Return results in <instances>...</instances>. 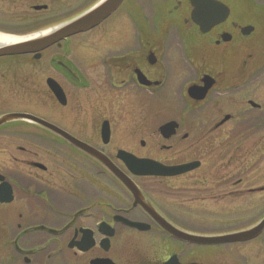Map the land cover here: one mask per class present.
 <instances>
[{
  "label": "flooded vegetation",
  "instance_id": "obj_1",
  "mask_svg": "<svg viewBox=\"0 0 264 264\" xmlns=\"http://www.w3.org/2000/svg\"><path fill=\"white\" fill-rule=\"evenodd\" d=\"M220 1L230 8L228 18L203 32L189 0H122L99 25L46 48L40 58L16 56L42 60L36 72L17 79L0 71V116L31 113L94 147L136 183L149 206L136 204L110 169L69 138L34 122H6L0 125V264H264V231L248 241L215 244L176 234L225 236L257 222L253 214L242 228L204 230V181L211 171L198 157L173 156L183 142L188 145L182 154L203 151L205 157L218 149L221 157L236 158L247 138L233 137L235 129H250L254 153L264 156V100H257L264 95V0H241L238 8ZM204 76L215 82L204 99L195 100L188 90L203 86ZM17 86L42 94L45 113L13 107ZM241 95L248 97L245 104ZM150 99L176 112L157 127L156 139L173 158L139 154L128 144L129 120L141 123ZM6 102L12 110L1 112ZM169 121L177 127L167 137L160 127ZM138 143L147 147L144 139ZM120 150L166 166L201 165L178 175H138ZM250 180L242 189L236 187L244 178L228 183L223 197H249L255 206L264 175ZM232 210L228 214L235 215ZM195 211L201 220L190 217ZM236 212L249 214L246 208Z\"/></svg>",
  "mask_w": 264,
  "mask_h": 264
},
{
  "label": "rangeland",
  "instance_id": "obj_2",
  "mask_svg": "<svg viewBox=\"0 0 264 264\" xmlns=\"http://www.w3.org/2000/svg\"><path fill=\"white\" fill-rule=\"evenodd\" d=\"M94 1V2H93ZM229 3L233 8H238L241 0H224ZM243 1V0H242ZM95 3L96 0H0V33L20 36L35 30L45 29L55 24L62 23L68 19L75 16L77 12L85 10L83 5H88L89 3ZM92 3V4H93ZM91 4V6H92ZM34 5H47V9H33ZM94 5V4H93ZM89 5V8L91 7ZM85 7V6H84ZM81 8V10H80ZM79 9V10H78ZM49 53L44 54V58L48 57ZM42 60H34L33 58H16V56H4L0 59V71L2 73H11L17 79L23 78L28 73H34L37 71V68L42 64ZM199 64V63H195ZM24 85L23 81L20 82ZM19 85V84H18ZM20 86H17V93L15 97L14 106L15 108H25L30 107L32 111L37 112V114H44V106H42L43 95L35 92L33 89L28 91L26 94L24 91L20 90ZM264 90V87H262ZM247 96H239V101L246 102ZM13 97H10V101ZM264 100V95L260 94L257 97V100ZM159 100V99H158ZM259 102H262L260 101ZM240 103V102H239ZM150 108H145L142 113L140 120L142 122H131L129 120L130 128L139 130L138 133H133V128L130 130V147H133L136 152L139 154H148L159 159L173 158L166 154L164 151H160L159 147L161 141L157 145L158 132L157 127L164 121L169 120L175 116L176 112L172 108H164L161 101H156L150 99ZM13 103H5L1 105V112L12 110ZM162 106V107H161ZM247 106V105H246ZM243 107V106H242ZM46 109V108H45ZM20 110V109H19ZM242 110L239 114H242ZM134 114V112L132 113ZM217 113H211L210 118L215 120ZM217 120V119H216ZM238 122V121H237ZM234 124V122L232 123ZM211 127V125H210ZM188 131V129H186ZM232 130V129H231ZM236 132L231 134L233 137L242 138L246 137L245 141L240 142L239 155L236 158L228 157L223 158L221 154L217 152L218 149H215L213 152H209L204 157L203 151L200 154L192 153L189 155L188 152L182 154V150L185 149L183 142H178L176 145L179 151L173 153L174 159L176 160H190L192 158L198 157L203 159L204 170L209 172V176L206 178L208 181H204V230L214 231V230H229V229H238L250 225L248 220H251L253 214L258 220L264 214V192L257 193L256 197L253 200L255 206L248 204L250 202L249 197H241L240 195L235 197L224 196V193L227 192V184L234 183L239 178H244L245 181L243 184H240L238 189L243 187H248L251 184V177L255 174L257 182L260 177L264 175V156L261 154L257 155L254 153V143L255 141L250 136V129L245 130L243 133L238 134V129H235ZM237 133V136L234 134ZM219 135V134H218ZM195 136V134H194ZM240 136V137H238ZM227 137V133L224 135V138ZM141 139L146 140L147 147L142 148L138 143ZM127 144V145H128ZM219 140H215L213 147H217ZM254 171V172H252ZM207 173L204 172V178ZM232 174L227 176V179L222 182H218V178H223L225 175ZM222 176V177H219ZM216 187H213V186ZM227 187L225 189V187ZM224 187V188H223ZM253 206L254 208L250 207ZM233 208V210H232ZM246 208L247 218H244L242 215L236 211ZM232 210L234 214H228L227 210ZM250 209V210H249ZM190 216L193 219L198 221L202 218H199L201 215L195 211ZM248 222V223H245ZM201 225V224H200ZM259 255L261 252L258 253ZM243 256L241 257V260Z\"/></svg>",
  "mask_w": 264,
  "mask_h": 264
},
{
  "label": "water",
  "instance_id": "obj_3",
  "mask_svg": "<svg viewBox=\"0 0 264 264\" xmlns=\"http://www.w3.org/2000/svg\"><path fill=\"white\" fill-rule=\"evenodd\" d=\"M122 0H100L98 3L83 11L82 13L72 17L71 19L62 22L56 27L51 28L48 32L41 35L22 40L19 42H12L9 44H0V57L34 54L36 58L40 57V53L51 45L65 40L70 36L79 34L92 29L102 22L110 13H112ZM193 6L192 18L203 32L210 31L214 26L226 21L229 16L230 8L220 0H189ZM46 5H37L35 9L46 8ZM202 85H192L189 90V96L195 100H202L206 97L209 89L214 84V79L210 76H204ZM51 82V81H50ZM54 82V81H53ZM58 99L63 98L62 89L54 82L50 83ZM31 121L47 127L56 133L67 137L70 141L80 147L88 154L95 157L102 162L108 169H110L132 192L136 204H142L146 209L149 208L140 192L136 183L130 179L126 174L122 173L105 155L92 146L76 141L70 135L54 124L29 113L12 112L0 116V125L10 121ZM177 127L176 122L171 121L160 127L163 135L170 136L174 133ZM107 141V140H105ZM124 160L127 167L138 175H178L184 171H188L199 167L200 162L194 161L178 166H165L155 160L147 158H138L137 156L128 153L124 150L119 151L118 155ZM139 225V224H134ZM264 231V216L253 226L237 231L235 233L225 236H194L188 235L181 231L176 234L190 241H195L204 244H215L226 241H248L258 237ZM198 264V263H192Z\"/></svg>",
  "mask_w": 264,
  "mask_h": 264
},
{
  "label": "bare ground",
  "instance_id": "obj_4",
  "mask_svg": "<svg viewBox=\"0 0 264 264\" xmlns=\"http://www.w3.org/2000/svg\"><path fill=\"white\" fill-rule=\"evenodd\" d=\"M59 24H61V22L58 23V24H55L54 26H51V27H48V28H45V29L35 30L33 32H30V33H27V34H24V35H20V36H13V35H7V34H1L0 33V44H9V43H12V42H19V41H22V40L33 38L35 36H38V35H41L43 33L48 32L51 28L56 27Z\"/></svg>",
  "mask_w": 264,
  "mask_h": 264
}]
</instances>
